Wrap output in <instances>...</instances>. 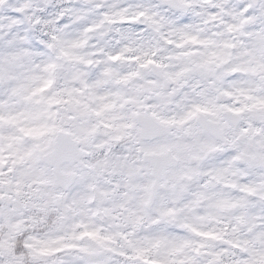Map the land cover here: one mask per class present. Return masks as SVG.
<instances>
[{
    "label": "clouds",
    "instance_id": "obj_1",
    "mask_svg": "<svg viewBox=\"0 0 264 264\" xmlns=\"http://www.w3.org/2000/svg\"><path fill=\"white\" fill-rule=\"evenodd\" d=\"M0 264H264V0H0Z\"/></svg>",
    "mask_w": 264,
    "mask_h": 264
}]
</instances>
